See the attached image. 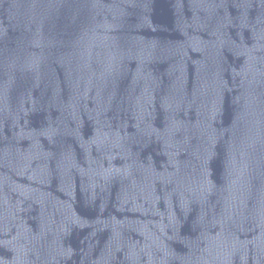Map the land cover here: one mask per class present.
I'll return each mask as SVG.
<instances>
[{"label":"water","instance_id":"obj_1","mask_svg":"<svg viewBox=\"0 0 264 264\" xmlns=\"http://www.w3.org/2000/svg\"><path fill=\"white\" fill-rule=\"evenodd\" d=\"M0 264H264V0H0Z\"/></svg>","mask_w":264,"mask_h":264}]
</instances>
